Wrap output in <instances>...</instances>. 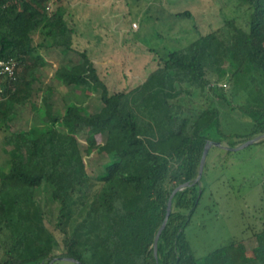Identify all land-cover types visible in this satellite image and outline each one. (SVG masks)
I'll return each mask as SVG.
<instances>
[{"label":"trees","instance_id":"1","mask_svg":"<svg viewBox=\"0 0 264 264\" xmlns=\"http://www.w3.org/2000/svg\"><path fill=\"white\" fill-rule=\"evenodd\" d=\"M239 1L247 6V29L230 19L164 56L149 48L158 67L133 88L111 90L88 51H76L86 72L69 77L97 86L103 106L90 121L75 108L68 109L66 119L99 130L116 128L121 141L109 145L112 160L97 177L88 174L74 134L51 126L23 145L26 160L13 157L0 175V264H51L60 257L90 264L79 242L87 223L96 232L105 264L249 263L236 240L197 257L186 231L205 193L201 183L174 196L158 257L154 251L172 194L199 175L208 129L215 124L223 140L232 141L230 147L264 134V0ZM51 2L52 10L47 8ZM65 3L0 0V60L23 64L16 90L8 84V97L0 101V128L12 120L14 104L32 96L37 70L45 62L36 55L33 35L41 31L51 45L78 50L77 22ZM176 16L193 15L183 11ZM232 114L249 117L250 132L219 130L221 120ZM205 169L206 164L203 177ZM254 256L264 264L261 243Z\"/></svg>","mask_w":264,"mask_h":264},{"label":"rangeland","instance_id":"2","mask_svg":"<svg viewBox=\"0 0 264 264\" xmlns=\"http://www.w3.org/2000/svg\"><path fill=\"white\" fill-rule=\"evenodd\" d=\"M70 2L82 6L72 10L81 33L76 39L78 50L51 45L52 40H44L41 31L33 35L36 55L45 62L37 70L32 96L25 104H14L12 120L0 128V175L8 171L13 157L26 160L23 145L51 126L77 137L90 176L105 173L112 160L109 145L117 147L121 141L118 130L94 129L84 121L66 119L68 109L75 108L79 117L90 121L103 106L97 86L69 77L86 72V62L76 51L87 50L111 90H122L140 84L158 67L157 55L149 48L164 56L230 19L247 29V6L239 0H64V7ZM183 11L193 16H176ZM252 125L249 117L232 114L221 120L219 130L247 134ZM206 134L212 142L227 146L232 142L223 140L215 124ZM201 186L205 193L186 231L197 257L236 240V249L248 257V264H261L254 250L260 243L264 246V141L236 152L213 146ZM57 237L62 239L60 234ZM79 242L90 264L106 263L88 223L80 229Z\"/></svg>","mask_w":264,"mask_h":264},{"label":"water","instance_id":"3","mask_svg":"<svg viewBox=\"0 0 264 264\" xmlns=\"http://www.w3.org/2000/svg\"><path fill=\"white\" fill-rule=\"evenodd\" d=\"M262 140H264V134L263 135H259V136L255 137L254 139H251V140L247 141L246 143H244V144H242L240 146H237V147H230V146L224 145L222 143H216V142H212V141H208L206 143L205 149H204V152H203V156H202V159H201L199 175H198L197 179L194 181L193 184L185 183V184L179 186L174 191V193L172 194V197H171V199L169 201V204H168V209H167V214H166L165 220H164L161 228L159 229V231L157 233V236H156V239H155L154 251H155V256L156 257H158V242H159L160 236H161L162 232L164 231V229L166 228L168 220L170 218V215L172 214V211H173V198H174V196L179 191H182L183 189H185V188H187L189 186H192V185H194L196 183H201V180H202V177H203V173H204L205 164H206V160H207V157H208V154H209L211 148L213 146H216V147H220V148H223L225 150H228V151L236 152V151H241V150L249 147L250 145L258 143V142H260ZM55 261H68V262H73L75 264H84V263L80 262L79 260H76V259H73V258H67V257L57 258V259L53 260L51 262V264L54 263Z\"/></svg>","mask_w":264,"mask_h":264},{"label":"built area","instance_id":"4","mask_svg":"<svg viewBox=\"0 0 264 264\" xmlns=\"http://www.w3.org/2000/svg\"><path fill=\"white\" fill-rule=\"evenodd\" d=\"M52 10V3L47 6ZM21 70L20 62L17 59L0 60V101L4 100L8 96L7 86L13 85V92L16 90L14 84L18 80V74Z\"/></svg>","mask_w":264,"mask_h":264},{"label":"crops","instance_id":"5","mask_svg":"<svg viewBox=\"0 0 264 264\" xmlns=\"http://www.w3.org/2000/svg\"><path fill=\"white\" fill-rule=\"evenodd\" d=\"M65 7H66V10H67V11H69L70 13H72V10H73V11H74V10L79 11L80 8H81L82 6H80V7H76L74 3L70 2V3L66 4ZM78 13H79V12H77V14H78ZM72 14H73L74 17L76 18V14H75V13H72ZM76 22H77V21H76ZM78 38H81V33H80L79 30H78Z\"/></svg>","mask_w":264,"mask_h":264}]
</instances>
